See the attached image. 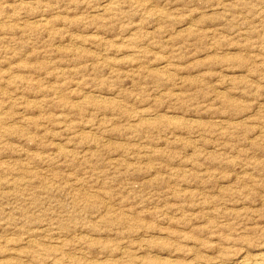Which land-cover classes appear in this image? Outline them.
<instances>
[{"label":"rangeland","instance_id":"1","mask_svg":"<svg viewBox=\"0 0 264 264\" xmlns=\"http://www.w3.org/2000/svg\"><path fill=\"white\" fill-rule=\"evenodd\" d=\"M261 255L264 0H0V264Z\"/></svg>","mask_w":264,"mask_h":264},{"label":"bare ground","instance_id":"2","mask_svg":"<svg viewBox=\"0 0 264 264\" xmlns=\"http://www.w3.org/2000/svg\"><path fill=\"white\" fill-rule=\"evenodd\" d=\"M139 245V244H138ZM259 256V255H258ZM251 258V257H250ZM258 259H255V260H251V264H264V255H261L260 257H256ZM247 259V258H246ZM242 260V259H241ZM243 261H246V260H242V264H243ZM241 262V261H240ZM238 263V262H237ZM248 264V262H246ZM207 264H221L219 262H213V263H207Z\"/></svg>","mask_w":264,"mask_h":264}]
</instances>
